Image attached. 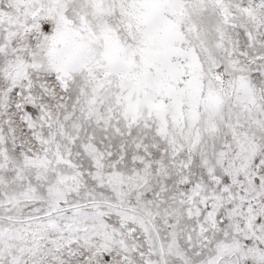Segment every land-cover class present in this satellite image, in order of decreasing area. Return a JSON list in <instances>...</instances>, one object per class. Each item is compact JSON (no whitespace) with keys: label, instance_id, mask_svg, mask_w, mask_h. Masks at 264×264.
Returning <instances> with one entry per match:
<instances>
[{"label":"snow or ice","instance_id":"obj_1","mask_svg":"<svg viewBox=\"0 0 264 264\" xmlns=\"http://www.w3.org/2000/svg\"><path fill=\"white\" fill-rule=\"evenodd\" d=\"M0 264H264V0H0Z\"/></svg>","mask_w":264,"mask_h":264}]
</instances>
